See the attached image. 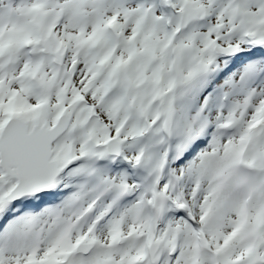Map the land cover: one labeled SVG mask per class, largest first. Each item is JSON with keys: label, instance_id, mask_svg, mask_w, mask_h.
<instances>
[{"label": "snow or ice", "instance_id": "obj_1", "mask_svg": "<svg viewBox=\"0 0 264 264\" xmlns=\"http://www.w3.org/2000/svg\"><path fill=\"white\" fill-rule=\"evenodd\" d=\"M0 264H264V0H0Z\"/></svg>", "mask_w": 264, "mask_h": 264}]
</instances>
